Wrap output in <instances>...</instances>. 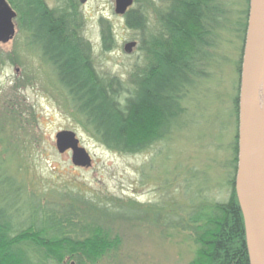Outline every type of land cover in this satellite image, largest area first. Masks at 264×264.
<instances>
[{"label": "trees", "instance_id": "obj_1", "mask_svg": "<svg viewBox=\"0 0 264 264\" xmlns=\"http://www.w3.org/2000/svg\"><path fill=\"white\" fill-rule=\"evenodd\" d=\"M161 1L157 35L138 47L148 63L134 66L126 84L96 72L91 47L82 36L84 18L74 0L54 9L46 0H6L16 15L15 26L53 68L58 86L90 136L105 149L127 156L141 154L185 129L182 121L188 113L184 104L206 78L219 35L236 33L242 47L235 66L236 133L227 166L226 199L207 196L197 202L196 191L188 194L181 188L174 195H186L185 203L171 195L149 213L159 226L189 236L194 245L189 264H250L234 191L248 0L239 21H233L222 0ZM124 19L134 33L142 34L147 27L139 7L128 10ZM99 25L106 51L114 45L113 35L108 22L100 20ZM17 185L0 173V264H65L66 259L74 264H96L119 246L112 224L144 213L134 202H103L77 188L27 196Z\"/></svg>", "mask_w": 264, "mask_h": 264}, {"label": "rangeland", "instance_id": "obj_2", "mask_svg": "<svg viewBox=\"0 0 264 264\" xmlns=\"http://www.w3.org/2000/svg\"><path fill=\"white\" fill-rule=\"evenodd\" d=\"M65 1L46 0V5L54 9ZM74 1L84 18L82 36L91 47L96 72L127 84L134 66L148 63L138 47L157 35L156 17L162 1L132 0L128 10L139 7L147 20L142 34L129 30L124 16L115 14L114 0ZM222 3L231 10L233 21L241 20L246 0ZM100 20L108 22L113 35L114 45L106 51ZM236 37L234 32L219 35L205 69L206 78L184 104L188 113L182 121L185 129L141 154L127 156L105 149L90 136L58 86L53 68L16 27L14 38L0 44V173L14 179L27 196L68 187L103 202L121 200L138 205L144 211L139 218L112 224L119 246L96 264H189L194 253L189 236L159 226L149 211H155L181 188L188 194L196 191L197 202L207 196L226 199L227 166L236 133L235 66L242 47ZM132 42L136 45L127 54L124 48ZM62 131L75 133L79 146L91 158L90 167L74 166L69 151L57 152L55 136ZM174 198L186 202L184 194ZM65 264L74 262L66 259Z\"/></svg>", "mask_w": 264, "mask_h": 264}, {"label": "water", "instance_id": "obj_3", "mask_svg": "<svg viewBox=\"0 0 264 264\" xmlns=\"http://www.w3.org/2000/svg\"><path fill=\"white\" fill-rule=\"evenodd\" d=\"M81 4L85 0H79ZM116 15L123 16L132 0H114ZM15 13L6 0H0V44H7L16 33ZM135 42L125 46L129 54ZM264 99V0H248L238 91L237 166L234 179L236 200L242 215L250 264H264V112L263 125H257L259 86ZM58 153H71L76 167L88 168L91 158L79 146L75 133L62 131L55 136Z\"/></svg>", "mask_w": 264, "mask_h": 264}, {"label": "bare ground", "instance_id": "obj_4", "mask_svg": "<svg viewBox=\"0 0 264 264\" xmlns=\"http://www.w3.org/2000/svg\"><path fill=\"white\" fill-rule=\"evenodd\" d=\"M127 13V12H126ZM262 81H260V86H259V93H258V100H259V108H257V125L262 126L263 125V112H264V99H263V93H262Z\"/></svg>", "mask_w": 264, "mask_h": 264}]
</instances>
